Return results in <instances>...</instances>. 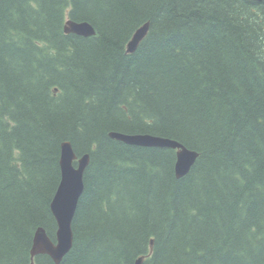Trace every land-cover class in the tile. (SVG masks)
Instances as JSON below:
<instances>
[{
	"label": "trees",
	"instance_id": "obj_1",
	"mask_svg": "<svg viewBox=\"0 0 264 264\" xmlns=\"http://www.w3.org/2000/svg\"><path fill=\"white\" fill-rule=\"evenodd\" d=\"M64 141L91 160L60 264H264V0H0V264L55 241Z\"/></svg>",
	"mask_w": 264,
	"mask_h": 264
},
{
	"label": "water",
	"instance_id": "obj_2",
	"mask_svg": "<svg viewBox=\"0 0 264 264\" xmlns=\"http://www.w3.org/2000/svg\"><path fill=\"white\" fill-rule=\"evenodd\" d=\"M149 27V22H146L135 31L128 43L129 52L136 51L141 41L148 34ZM64 29L66 33H75L85 37L96 34L94 26L88 21L69 19ZM109 135L114 139L132 145L176 149L177 161L175 170L179 178L189 173L199 156L198 151L186 147L176 139L165 136L150 133H124L120 131H111ZM90 160L91 155L89 152L79 157L70 141L62 143L60 158L62 177L51 203V209L58 224L56 241L54 242L46 229L40 226L35 234L31 250L33 260L39 254H48L56 264H60L71 250L74 242L73 221L80 198L84 192V175L90 164ZM142 263L143 257H140L136 264Z\"/></svg>",
	"mask_w": 264,
	"mask_h": 264
}]
</instances>
